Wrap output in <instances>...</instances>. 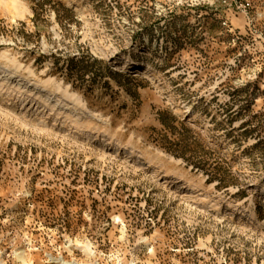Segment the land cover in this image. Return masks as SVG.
<instances>
[{
  "label": "rangeland",
  "instance_id": "obj_1",
  "mask_svg": "<svg viewBox=\"0 0 264 264\" xmlns=\"http://www.w3.org/2000/svg\"><path fill=\"white\" fill-rule=\"evenodd\" d=\"M5 49L0 264H264V0H0Z\"/></svg>",
  "mask_w": 264,
  "mask_h": 264
},
{
  "label": "bare ground",
  "instance_id": "obj_2",
  "mask_svg": "<svg viewBox=\"0 0 264 264\" xmlns=\"http://www.w3.org/2000/svg\"><path fill=\"white\" fill-rule=\"evenodd\" d=\"M9 54H10V50L9 49H5L1 52L0 54V69L3 71V74H0V76L3 77V81H6L7 79L10 78V76L12 75H16V73L18 72V70L22 69V64L17 61L16 59L12 60L9 58ZM6 71V72H5ZM29 73L33 76H37L34 72L32 71H29ZM30 81V80H29ZM62 80H54V79H51V78H48V79H42V78H39L37 77V80L32 82L30 84V86H36V87H44L45 89L47 87H50V88H53L51 90H53V92L55 90H58L59 92H61V94L71 100L72 102L76 103V106L77 107H70L67 103L63 102L62 100L60 99H56V102L55 104H51V106L54 108V106H59L61 107L62 109L65 107L67 108V110H73V111H81L83 114L87 115V114H90V111H88L87 109H85V106H84V103L82 100H80L77 96L76 93L74 92H71L69 91L67 88L64 89L62 87ZM55 84V85H53ZM18 87L20 86V90L22 88H24V86L26 85V82L25 83H22V82H18ZM24 85V86H23ZM19 89V88H18ZM32 90V89H31ZM39 97L41 98V96L39 95ZM51 98L49 95L46 96V100L45 101H49ZM68 100V101H69ZM56 106V107H57ZM61 110V109H60ZM64 110V109H63ZM62 110V111H63ZM71 112V111H70ZM92 114V113H91ZM68 116V115H67ZM172 160H175L177 161V159L175 158H171ZM147 239V238H145ZM64 263L66 264H76V263H73V262H69V261H64Z\"/></svg>",
  "mask_w": 264,
  "mask_h": 264
}]
</instances>
